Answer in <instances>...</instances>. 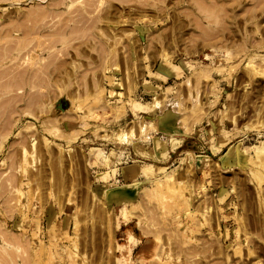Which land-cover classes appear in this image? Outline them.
Wrapping results in <instances>:
<instances>
[{
	"label": "rangeland",
	"instance_id": "1",
	"mask_svg": "<svg viewBox=\"0 0 264 264\" xmlns=\"http://www.w3.org/2000/svg\"><path fill=\"white\" fill-rule=\"evenodd\" d=\"M62 1L0 0V264H264V0Z\"/></svg>",
	"mask_w": 264,
	"mask_h": 264
},
{
	"label": "bare ground",
	"instance_id": "2",
	"mask_svg": "<svg viewBox=\"0 0 264 264\" xmlns=\"http://www.w3.org/2000/svg\"><path fill=\"white\" fill-rule=\"evenodd\" d=\"M60 1H61V0H60ZM63 1H64V0H63ZM63 1H62V2H63ZM57 4H58V3H57ZM205 7H206V6H205ZM35 9H36V8H35ZM35 9H34V10H35ZM41 9H43V8H41ZM34 10H33V11H34ZM39 10H40V9H39ZM29 11H30V10H29ZM33 11L30 12V14H36V13H33ZM41 11H42V10H41ZM34 12H35V11H34ZM40 13H41V12H40ZM40 13H39V15H40ZM45 13H46V12H45ZM48 14H49V13H48ZM36 15H38V14H36ZM46 15H47V14H46ZM40 16H41V15H40ZM48 16H49V15H48ZM77 16H79V15H77ZM28 17H29V16H28ZM31 17H32V19L34 20L35 17H34V18H33V16H31ZM44 17H45V16H44ZM41 18H42V17H41ZM41 18H40V19H41ZM61 18H63V17H61ZM72 18H73V17H72ZM24 19H25V18H24ZM28 19H29V18H28ZM79 19H80V18H79ZM86 19H87V18H86ZM82 20H83V19H82ZM27 21H28V20H27ZM31 21H32V20H31ZM34 21H35V20H34ZM36 21H37V16H36ZM59 21H60V19H59ZM85 21H86V20H85ZM85 21H84V22H85ZM15 22L18 23L17 21H15ZM25 22H26V21H24V23H25ZM32 22H33V21H32ZM86 22H88V21H86ZM11 23H12V22H10V23H8V24H11ZM26 23H27V22H26ZM39 23H41V21H40ZM59 23H60V22H59ZM59 23H57V24H59ZM77 23H78V21H77ZM80 23H81V22H80ZM22 24H23V23H22ZM22 24H21V25H22ZM34 24H35V23H34ZM81 24H82V23H81ZM90 24H92V22H91ZM6 25H7V24H6ZM15 25H16V24H15ZM19 25H20V23L17 24L15 27L20 28L21 25H20V26H19ZM83 25H84V24H83ZM9 26H10V25H9ZM12 26H13V25H12ZM24 26H25V25H24ZM26 26H27V27L29 26L28 23L26 24ZM89 26H90V25H89ZM1 27H2V26H1ZM3 27H4V26H3ZM15 27L13 26V27H12V30H13V28L15 29ZM22 27H23V25H22ZM59 27H60V26H59ZM67 27H68V26H67ZM23 28H24V27H23ZM25 28H26V27H25ZM32 28H33V27H32ZM32 28H31V29H32ZM37 28H38V27H37ZM55 28H56V27H55ZM82 28H83V27H82ZM1 29H2V28H1ZM1 29H0V32H1ZM10 29H11V28H8V31H10ZM26 29H27V28H26ZM34 29H35V28H34ZM61 29H62V28H61ZM12 30H11V31H12ZM28 30H29V29H28ZM28 30H27V31H28ZM58 30H60V29H58ZM14 31H15V30H14ZM37 31H38V30H37ZM56 31H57V30H56ZM6 32H7V31H6ZM6 32H5V33H6ZM38 32H39V31H38ZM60 32H61V31H60ZM5 33H4V34H5ZM7 33H10V32H7ZM25 33H26V31H25ZM27 33H29V35L31 34L29 31H28ZM27 33H26L25 35H28ZM32 33H33V31H32ZM45 33H46V32H45ZM55 33H56V32H55ZM36 34H37V33H36ZM38 34H39V33H38ZM52 34H53V33H52ZM5 35H6V34H5ZM11 35H12V34H11ZM29 35H28V36H29ZM44 35H45V34H43V36H44ZM28 36H27V37H28ZM32 36L34 37L33 34H32ZM32 36L30 35V37H32ZM3 37H5V36H3ZM27 37H26V39H27ZM30 37H29V38H30ZM39 37H40V36H39ZM39 37H38V38H39ZM11 38H12V36L10 37V39H11ZM13 38H14V37H13ZM13 38H12V39H13ZM29 38H28V39H29ZM47 38H48V37H47ZM47 38H46V39H47ZM54 38H55V37H54ZM58 38H59V37H58ZM61 38H62V37H61ZM61 38L58 39V40L56 39V40H57V41H59V40H60V41H61V40H64V39H61ZM12 39H11V40H12ZM19 39H20V38H19ZM23 39H25V38H23ZM26 39H25V40H26ZM46 39H45V40H46ZM4 40H5V39H4ZM6 40H8L9 43H11V40H9V38H6ZM15 40H17V39L14 38L12 42L17 43V41H15ZM20 40H22V39H20ZM30 40H33V39H30ZM30 40H29V42H31ZM49 40L52 41L51 37L49 38ZM65 40H66V37H65ZM65 40H64V41H65ZM27 41H28V40H27ZM36 41L39 43L38 40H36ZM46 41L48 42V39H47ZM53 41H54V40H53ZM4 42H5V41H4ZM18 42H19V41H18ZM21 42H22V44H24L23 41H20V44H21ZM41 42H42V41H41ZM47 42H46V46H48V49H49V46H50V45H47ZM49 42H50V41H49ZM9 43H8V44H9ZM15 43H13V44H15ZM26 43H27V42H25V45H26ZM50 43L52 44V42H50ZM4 44H5V43H4ZM22 44H21V45H22ZM27 44H28V43H27ZM33 44H34V43H33ZM33 44H32V47H33ZM53 44H54V43H53ZM42 45H43V44H42ZM9 46H10V45H9ZM12 46H13V45H12ZM14 46H15V45H14ZM36 46H37V44H36ZM4 47H5V46H4ZM10 47H11V46H10ZM19 47H20V46H19ZM23 47H24V46H23ZM32 47H30V48L32 49ZM34 47H35V45H34ZM34 47H33V49H34ZM39 47H40V46H39ZM50 47H51V46H50ZM24 48H25V47H24ZM3 49H5V48H3ZM6 49H8V51H11V52H12L11 48H8V47H7ZM6 49H5V50H6ZM12 49H13V48H12ZM15 49H16V47H15ZM31 49H30V50H31ZM13 50H14V49H13ZM6 52H7V50H6ZM3 54H4V53H3ZM4 55H5V54H4ZM7 55H8V53H7ZM9 55H10V54H9ZM8 57H9V56H8ZM48 61H50V60H48ZM44 63H45V62H44ZM47 63H51V62H47ZM47 63H46V68H48L47 66H50V65L47 64ZM63 64H64V62H63ZM44 65H45V64H44ZM42 67H45V66H43V65H42V66H39L40 69L38 68V69H36V70H39L40 73H41V71H42V73H43V70H44V72H46L47 70H46L45 68L43 69ZM26 68H28V67H26ZM26 68H24V69H26ZM41 68H42L43 70H42ZM31 69H32V68H31ZM10 70H11V68H10ZM26 70H27V69H26ZM26 70L23 71V70L21 69L20 71L18 70V72L20 73L21 71H23L24 73L21 72V73H22L21 75H22V77H23V76L26 74V73H25ZM36 70H34V72H35ZM11 71H12V73H13V70H11ZM11 71H9L10 74H11ZM16 72H17V71H16ZM18 72H17V73L14 72L15 75L18 74V77H17V78L20 77ZM38 73H39V72H38ZM38 73L36 72V75H35L36 78H37V75H40V74H38ZM42 73H41V75H42ZM23 74H24V75H23ZM44 74H45V73H43V75H44ZM12 75H13V74H12ZM12 75H11V76H12ZM15 75H14V76H15ZM41 75H40V77H41ZM32 76H34L33 73H32ZM32 76H31V77H32ZM22 77H20V78H22ZM24 77H25V76H24ZM31 77H30V78H31ZM13 78H14V79H12V80H15V77H13ZM20 78H19V79H20ZM32 78H33V77H32ZM34 78H35V77H34ZM19 79H16V80H19ZM16 80H15V84L13 85V87H14L15 85H17ZM27 80H28V79H27ZM18 82H22V79H20ZM22 83H23V82H22ZM20 84H21V83L18 84V87H19ZM8 85H9V87L12 86L11 84H8ZM21 85H22V84H21ZM24 85H25V84H24ZM6 86H7V84H6L5 86H3V87H5V89H6V88H7ZM22 86H23V85H22ZM22 86H20V87H22ZM34 86H35V85H34ZM9 87H8V88H9ZM13 87H11V88H13ZM18 87H16V88H18ZM23 87H24V86H23ZM115 194H116V193H113V195H115Z\"/></svg>",
	"mask_w": 264,
	"mask_h": 264
}]
</instances>
